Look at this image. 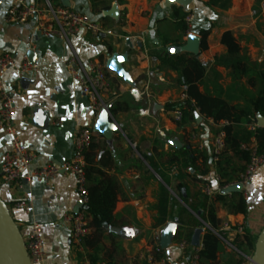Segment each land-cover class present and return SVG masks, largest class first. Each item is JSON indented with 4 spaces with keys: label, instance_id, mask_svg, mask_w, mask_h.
<instances>
[{
    "label": "crops",
    "instance_id": "1",
    "mask_svg": "<svg viewBox=\"0 0 264 264\" xmlns=\"http://www.w3.org/2000/svg\"><path fill=\"white\" fill-rule=\"evenodd\" d=\"M13 1L0 0V54L10 52L21 60L32 49L39 65L36 71L21 73L11 68L3 74L14 98V122L20 137L36 155L31 169L70 159L78 129L84 126L94 129L97 121L98 115L92 111L88 96L67 69L68 58L77 56L84 64L100 59L106 64L114 53L124 56L122 66L127 77L107 67L111 87L105 99L109 106L120 101L126 110L111 113L116 128L110 136L96 132L94 135L97 165L119 185L115 208L117 224L106 225L109 236L104 244L105 252L112 251L115 264L148 263L147 256L153 254L162 234L178 226L175 221L159 227L153 225L159 187L165 183L151 167L149 159L174 176L167 161L173 148L179 149L175 143L180 142L183 147L185 141L195 135L210 154L214 137L221 127L199 113L184 128L175 122L173 111L166 109V105L182 99L185 86L176 83L177 72L162 67V60L169 53L198 55L210 71L215 56L226 52L220 42L222 33L228 29L233 31V28L217 21L214 14L218 9L207 6L206 0H190L187 6H169L165 0H51L84 13L103 28L99 36L81 31L67 42L58 37H44L34 20L9 23L6 11ZM174 6L194 15L185 35L177 29ZM112 8L116 9L115 15H105ZM203 28H211L208 49L198 54L183 51L181 48L187 43L188 35L200 36ZM165 36L180 38L181 43L165 44ZM217 71L221 75L228 74L223 67H218ZM256 125L263 127L264 117L258 116ZM10 149V137L2 134L0 169L4 154ZM209 164V173L202 176L208 181L207 185L217 193L218 190H222L221 193L236 190L232 187L221 189L215 164L212 161ZM194 176L200 177L192 170L191 177L185 180L191 192L199 188L203 191V183L194 180ZM177 183L173 180L172 186ZM0 197L13 208L17 223L26 226L37 221L42 225L46 253L43 264H80L81 256L74 250L71 229L63 222L66 211L79 209L75 178L71 174L60 173L48 183L41 179L24 180L21 189L5 186L0 189ZM246 199L247 214H233L216 202L217 215L222 220L221 226L244 225L246 231L256 236L264 225V166L251 181ZM17 200H26L31 206L30 213L15 209L13 205ZM203 234V228L197 229L193 241L184 248L171 240L162 248L165 250L163 258L168 264H190L194 252L202 248ZM239 253L245 256L242 251Z\"/></svg>",
    "mask_w": 264,
    "mask_h": 264
},
{
    "label": "trees",
    "instance_id": "2",
    "mask_svg": "<svg viewBox=\"0 0 264 264\" xmlns=\"http://www.w3.org/2000/svg\"><path fill=\"white\" fill-rule=\"evenodd\" d=\"M124 2V0H119ZM255 5L256 16L261 14L260 3ZM206 5L221 11L232 7V0H206ZM178 20L177 29L185 35L188 26L185 22L190 13L173 7ZM263 21H257V30L264 36ZM200 51L208 49V37L211 28H203ZM165 44L179 45L180 38L171 39L164 37ZM221 44L226 52L215 56L210 71L199 60L198 55H185L169 53L161 65L164 68L175 70L178 74L176 83L185 86V97L169 103L166 109L174 111L177 108L183 112L179 126H186L193 122L199 113L212 119L220 125V130L225 134L224 148L215 164V169L220 177V186L224 187L240 179L247 165L251 162L252 151L248 147L254 145L258 154H264V126H257V117H264V61L252 60L244 51L240 39L232 30H225L221 35ZM218 67L228 71L230 82L224 85L220 82L221 73ZM126 107L120 101L110 106V111H124ZM256 125L254 130L250 127ZM192 136L185 142L193 143ZM97 143L95 136L86 151V175L89 201L85 210L89 217L90 232L85 237L88 257L91 264H115L112 251L105 252L104 239L107 235L106 225H116L115 208L118 200L119 185L117 180L101 169L96 162ZM173 153L167 161L169 170L177 166V172L171 176L164 171L152 158L149 159L151 167L161 177L165 184H160L154 216V227L167 224L169 221L178 223L173 241L178 244H188L193 241L195 232L204 229L202 248L194 252L199 264L217 263L219 254L224 251V243L216 231L220 232L222 220L217 215L216 202L222 203L233 214L248 213L247 199L243 193L234 190L231 193H216L207 196L201 188L191 192L186 179L191 177V171L199 173L200 177L193 179L208 184L202 176L210 171L211 154L207 150L193 149L187 151L185 147L173 148ZM153 176V175H152ZM173 180L178 183L172 186ZM171 188V189H170ZM257 235L253 236L245 230L242 239L236 238L235 244L247 254H252L255 249ZM155 259L164 257L165 250L160 243L154 247ZM245 258L231 259L226 264H244ZM145 264H149L145 262Z\"/></svg>",
    "mask_w": 264,
    "mask_h": 264
},
{
    "label": "built area",
    "instance_id": "3",
    "mask_svg": "<svg viewBox=\"0 0 264 264\" xmlns=\"http://www.w3.org/2000/svg\"><path fill=\"white\" fill-rule=\"evenodd\" d=\"M6 19L9 23L13 24L26 23L34 20L36 22V28L41 35L46 38L58 37L67 42H69L72 36L81 31L90 32L95 36H99L103 32L101 24L93 21L84 13L55 4L51 0H14L13 4L6 11ZM193 20V13H189L185 18L189 28H191ZM66 65L73 79L88 96L92 111L99 116L104 109H110L109 103L105 99V95L110 92L111 87L105 62L100 59H92L84 64L77 56H73L68 58ZM38 67V63H32L27 57L18 60L10 52L0 54V138L2 134H7L10 137L11 144L10 151L4 154L1 163L0 189L5 186L21 189L24 180L41 179L48 183L60 173L71 174L75 178L76 191L82 206L77 211H66L63 214V222L71 229L74 250L81 256L80 264H91L88 257V249L85 245V237L90 231L89 217L85 210V206L89 201L86 175V151L93 140L95 131L92 127L87 126L78 129L75 136L73 155L70 159L58 164L49 163L45 166L31 169L36 161V155L26 146L20 137L19 130L14 122L16 112L14 98L4 82L3 74L11 68L18 69L21 73H28L30 71H36ZM184 97L185 94H183ZM173 113L175 122L182 121L183 112L180 108L174 110ZM255 127L256 125H252L250 129L254 130ZM224 137L225 134L222 131H219L214 137L210 151L213 164H216L222 153L225 144ZM191 138L192 144H184L187 151L191 152L195 148L204 150V145L196 140L195 135ZM248 148L252 151V159L245 171L241 174L240 179L221 187V189H227L231 187L236 188L238 185H241L240 191L245 198L249 195L251 181L264 166V154H258L253 144ZM177 169V166H173L170 172L175 174ZM218 180H220L219 175ZM203 192L207 196H213L217 193L210 185H205ZM218 192L221 193L222 190H218ZM13 206L15 209L22 210L24 213H30L31 206L26 200H17ZM18 225L23 233L25 246L32 264H43L46 253L42 225L37 221H31L25 224L26 226L20 225L19 223ZM24 228H27L26 232H24ZM216 233L222 241L231 245V241H235L237 237L240 239L243 238L245 227L244 225L229 226L225 224L221 226L220 232L216 231ZM157 237L160 238V235L158 234ZM180 245L184 248L186 244L182 243ZM147 259L149 264H168L166 258L157 260L152 253H149ZM197 263L198 258L194 256L190 264ZM101 264H106V262H101Z\"/></svg>",
    "mask_w": 264,
    "mask_h": 264
},
{
    "label": "water",
    "instance_id": "4",
    "mask_svg": "<svg viewBox=\"0 0 264 264\" xmlns=\"http://www.w3.org/2000/svg\"><path fill=\"white\" fill-rule=\"evenodd\" d=\"M166 4L171 6L179 4L181 6H187L190 0H165ZM116 9L112 8L105 12V15H115ZM201 38L196 34H189L187 43L181 48L183 51L192 52L198 54L200 52ZM27 58L33 63L36 62V55L32 49H29L26 53ZM124 56L114 53L111 55L106 66L123 77H127V73L124 70L122 63ZM116 128V123L112 117L109 108L104 109L98 116L94 126L96 133L102 134L106 137L110 136L111 132ZM175 145L180 148L181 143L176 142ZM236 190H241V185L236 187ZM82 203H79V207ZM77 211V210H76ZM176 232V229H170L165 231L161 237V247L166 248ZM248 257L247 264H264V225L261 231L257 235L255 249L253 253ZM0 264H32V261L28 255V251L25 246L23 233L12 215L9 204L0 197Z\"/></svg>",
    "mask_w": 264,
    "mask_h": 264
},
{
    "label": "rangeland",
    "instance_id": "5",
    "mask_svg": "<svg viewBox=\"0 0 264 264\" xmlns=\"http://www.w3.org/2000/svg\"><path fill=\"white\" fill-rule=\"evenodd\" d=\"M258 0H232V7L227 11H215L214 17L217 21H221L222 26H230L233 28L234 34L240 39L244 51L252 60L264 61V36L257 30V21H263L261 15L264 17V0H261L259 5L261 14L256 16L255 5ZM220 24V23H218ZM220 82L224 85L229 84L230 77L222 73ZM184 128L185 126H180ZM10 211L14 214L13 208ZM154 242V241H153ZM224 243V252L220 255V264H226L228 260L239 259L242 254L239 247L234 241L231 245L227 242ZM245 253V252H243ZM251 254L245 253L244 263H248V257ZM243 257V256H242ZM214 264H218L214 263Z\"/></svg>",
    "mask_w": 264,
    "mask_h": 264
}]
</instances>
